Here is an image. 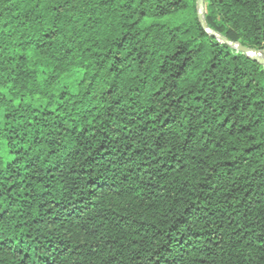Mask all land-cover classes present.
<instances>
[{"label":"trees","instance_id":"obj_1","mask_svg":"<svg viewBox=\"0 0 264 264\" xmlns=\"http://www.w3.org/2000/svg\"><path fill=\"white\" fill-rule=\"evenodd\" d=\"M0 264H264V67L196 0H0Z\"/></svg>","mask_w":264,"mask_h":264},{"label":"water","instance_id":"obj_2","mask_svg":"<svg viewBox=\"0 0 264 264\" xmlns=\"http://www.w3.org/2000/svg\"><path fill=\"white\" fill-rule=\"evenodd\" d=\"M205 6H204V0H196V15L198 22L204 31L205 34L208 36L217 39L220 43H223L230 47L231 49L235 50L237 53H242L248 60L259 64L260 66L264 67V53L260 52L257 49L254 48H248L241 44L234 43L223 37L222 35L218 34L216 31L212 30L210 27H208L205 19Z\"/></svg>","mask_w":264,"mask_h":264},{"label":"rangeland","instance_id":"obj_3","mask_svg":"<svg viewBox=\"0 0 264 264\" xmlns=\"http://www.w3.org/2000/svg\"><path fill=\"white\" fill-rule=\"evenodd\" d=\"M187 20H189V17L187 15H185V16H182V17L175 18L173 20H169L167 22L169 24H171V25H176V24H179V23L187 21Z\"/></svg>","mask_w":264,"mask_h":264}]
</instances>
